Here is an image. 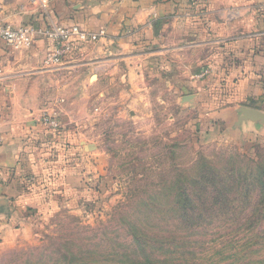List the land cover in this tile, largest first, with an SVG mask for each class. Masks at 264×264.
I'll return each instance as SVG.
<instances>
[{
	"label": "rangeland",
	"instance_id": "obj_1",
	"mask_svg": "<svg viewBox=\"0 0 264 264\" xmlns=\"http://www.w3.org/2000/svg\"><path fill=\"white\" fill-rule=\"evenodd\" d=\"M153 61L136 82L124 65L102 82L59 77L56 114L26 141L37 206L0 264H264V134L231 127L230 111L214 125V92L228 94L210 61L195 79L183 60Z\"/></svg>",
	"mask_w": 264,
	"mask_h": 264
},
{
	"label": "crops",
	"instance_id": "obj_2",
	"mask_svg": "<svg viewBox=\"0 0 264 264\" xmlns=\"http://www.w3.org/2000/svg\"><path fill=\"white\" fill-rule=\"evenodd\" d=\"M46 2L45 11L31 0H0V21L15 28L79 26L89 33L105 34L94 43L93 51V43L85 45L81 54L70 55L61 64L46 62L54 49V41L47 36H38L30 47L20 49L0 40V246L22 239L30 209L37 206L25 176L26 141L44 114H56L59 94L67 87L60 85V76L85 82L97 72L102 82L101 72L114 68L117 73L124 65L127 70L122 77L136 82L149 61L161 59L163 63L183 60L185 66L179 67L183 76L195 79L197 65L208 60L212 91L222 80L226 85L221 87L227 89L219 92L228 94L220 101L214 92V125H220L219 118L230 111L231 127L245 129L250 137L264 134V119H245L243 113L264 114V0ZM146 46L151 50L143 51ZM188 54L197 58L196 73L192 71L196 67L187 64ZM196 81L198 96L204 88L202 81Z\"/></svg>",
	"mask_w": 264,
	"mask_h": 264
},
{
	"label": "built area",
	"instance_id": "obj_3",
	"mask_svg": "<svg viewBox=\"0 0 264 264\" xmlns=\"http://www.w3.org/2000/svg\"><path fill=\"white\" fill-rule=\"evenodd\" d=\"M33 4H38L41 9L47 10L48 3L46 0H31ZM105 32L89 33L79 26L62 27L54 26L49 30L35 29L30 26L15 28L9 23L0 21V40L16 49L27 48L32 45L38 36H47L54 41V49L49 52L46 62L50 64H60L66 55L73 52L76 42L97 40L104 36ZM45 125L57 127V122L52 117L45 118ZM3 139L0 137V145Z\"/></svg>",
	"mask_w": 264,
	"mask_h": 264
},
{
	"label": "water",
	"instance_id": "obj_4",
	"mask_svg": "<svg viewBox=\"0 0 264 264\" xmlns=\"http://www.w3.org/2000/svg\"><path fill=\"white\" fill-rule=\"evenodd\" d=\"M243 113L245 119H264V114L255 110H245Z\"/></svg>",
	"mask_w": 264,
	"mask_h": 264
},
{
	"label": "trees",
	"instance_id": "obj_5",
	"mask_svg": "<svg viewBox=\"0 0 264 264\" xmlns=\"http://www.w3.org/2000/svg\"><path fill=\"white\" fill-rule=\"evenodd\" d=\"M188 201H189V202H192V201H190V199H188ZM189 202H188V203H189Z\"/></svg>",
	"mask_w": 264,
	"mask_h": 264
}]
</instances>
